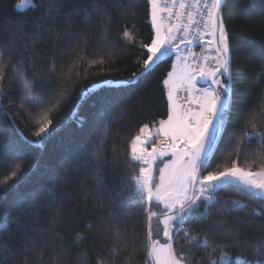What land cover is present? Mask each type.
<instances>
[{
    "label": "trees",
    "instance_id": "trees-1",
    "mask_svg": "<svg viewBox=\"0 0 264 264\" xmlns=\"http://www.w3.org/2000/svg\"><path fill=\"white\" fill-rule=\"evenodd\" d=\"M18 1L0 0V88L7 90L0 99V146H19L24 157L18 176L0 184V218L7 214L10 221L0 232V264H82V254L87 257L84 264H150L149 205L123 211L116 206L127 194L130 174L139 172L135 162L130 163L132 138L142 125L167 118L163 81L172 68V57L155 65L131 87L101 88L86 101L79 97L82 87L101 80H126L141 70L146 59L142 45L152 35L148 0H58L60 11L51 14L49 0H33L41 6L22 10L15 8ZM93 3L99 10L89 8L86 22L82 11L72 12L74 5ZM222 17L230 35L231 110L208 171H223L233 160L240 168L263 170L264 146H258V138L243 142L242 133L249 130L250 122L258 132L264 130V59L260 56L264 51V0H224ZM126 28L133 34L131 42L122 36ZM34 34L39 39L34 40ZM22 77L34 85L32 92L23 91ZM62 91L65 95L58 104ZM26 95L40 96L43 103H24ZM77 107L83 126L72 121ZM101 109L105 115L99 119ZM46 114L58 131L42 148L24 143L23 138L34 139L32 133ZM105 132L106 142L101 146L99 139ZM84 144L88 153L101 154L99 166L86 154L78 161L73 159ZM238 147L243 151L238 153ZM11 156L0 158V180L20 163L15 153ZM62 167L69 169L66 174L60 172ZM58 172L51 196L41 195L23 209L14 207L21 198L48 185ZM97 172L102 184L97 182ZM216 196L220 201L240 199L247 208H213L208 221L194 218L184 227L203 239L210 225L223 217L238 225L233 231L238 230L239 236L225 238L216 228L210 241L224 245L222 250L232 257L238 253L252 257L249 244L264 235V216L252 215L251 210L262 202L232 188L218 191ZM152 227L154 239L155 220ZM77 235L83 237L79 244ZM237 239L239 246L227 247ZM173 247L177 254H184L186 264H204L207 250L187 247L183 232L176 236Z\"/></svg>",
    "mask_w": 264,
    "mask_h": 264
},
{
    "label": "snow or ice",
    "instance_id": "snow-or-ice-1",
    "mask_svg": "<svg viewBox=\"0 0 264 264\" xmlns=\"http://www.w3.org/2000/svg\"><path fill=\"white\" fill-rule=\"evenodd\" d=\"M150 6V22L152 35L150 42L142 45L146 49V59L142 62V68L133 72L126 80H101L82 87L79 92L80 101H86L95 95L101 88L107 87H131L142 79L155 65L167 58L175 56L177 64L172 65V71L167 73L164 85L168 86V114L167 119L153 122L151 126L144 124L139 133L130 142V163L134 168L138 166V174L133 171L128 180L127 194L116 206L121 211L131 206L146 203L148 221V251L147 256L151 264H186L183 253L177 254L173 247L175 238L181 232L184 234L186 246L202 247L204 264H264V235L259 236L249 244L252 248V257H246L244 253H238L232 257L230 252L223 251L224 245L210 241L209 237L213 229L219 228L223 237L239 236V231H233L238 225L221 217L210 225V229L203 233L192 234L185 224L196 219L198 222H206L213 213V208L223 207L227 210H243L247 204L240 199L220 201L216 193L224 189H236L238 193L252 196L262 203L251 210L255 216H264V172L246 171L237 166L235 160L232 166L223 171H208L214 152L218 146L226 122L230 119L231 89L228 83L221 77H230L231 47L230 35L226 31L222 17L224 0H148ZM27 6L36 8L33 0H19L17 9L22 10ZM99 10V5L93 3L88 7L74 5L72 12H83L85 22L91 15L89 11ZM47 9L49 14L59 12L58 0H49ZM71 15V13H69ZM123 38L129 42L133 34L127 28L122 33ZM33 39L39 36L33 35ZM198 43L203 49L200 54L193 52L192 45ZM207 53V54H206ZM260 56L264 59V51ZM19 74V73H17ZM259 76V74H258ZM2 79V78H0ZM24 80L23 91L32 92L34 85ZM200 81L206 82V86L197 87ZM258 82V80H257ZM184 90L188 93V107L181 111V107L175 102L176 92ZM7 93L0 88V99ZM65 93H60L58 104L63 100ZM24 103L38 106L43 103L42 97L26 95ZM51 111V110H50ZM50 114V113H49ZM105 115L103 109L98 111L97 117L102 119ZM39 126L32 133L34 139L23 138L24 143L42 148L44 143L51 138L58 129L53 126V121L44 115ZM72 121L78 126H83L84 118L79 115L78 107L72 112ZM107 122H105V129ZM162 137V139H157ZM243 142L258 138V146H264V130L257 131L254 123H249V130L242 133ZM106 142L105 137L99 139L101 146ZM151 150H148V146ZM238 153L243 148H237ZM15 153L14 170L0 184L6 185L9 180L18 176L22 167L23 150L21 147L4 144L0 146V158L8 160ZM88 155L90 159L100 165V153L87 152V144L81 146V152L77 154L75 161L81 155ZM171 157L165 161V157ZM73 159L68 161L69 167ZM163 163V167L159 164ZM88 161H85L87 166ZM69 169L62 167L60 172L67 173ZM159 173V182L155 172ZM58 172L40 190L32 193L28 198H21L14 207L23 209L25 205L35 203L41 195L51 196L55 191V184L59 180ZM207 172L205 175L204 173ZM97 182L103 183L101 174H96ZM152 205L162 206L159 211L152 210ZM201 205L203 210L201 211ZM158 221L155 234H160L162 225L165 243L153 239L152 222ZM10 225L8 215L0 218V232ZM83 237L77 235L76 243L79 244ZM239 246L237 239L232 245ZM216 253H219L217 256ZM82 264L87 260L86 255H81ZM147 264V262H146Z\"/></svg>",
    "mask_w": 264,
    "mask_h": 264
},
{
    "label": "rangeland",
    "instance_id": "rangeland-1",
    "mask_svg": "<svg viewBox=\"0 0 264 264\" xmlns=\"http://www.w3.org/2000/svg\"><path fill=\"white\" fill-rule=\"evenodd\" d=\"M18 3H19V1L16 2V4H15V8H16V9H17V4H18ZM17 10H18V9H17ZM150 24H151V22H150ZM172 64H177V61H176L175 56L173 57ZM170 71H172V68H171ZM166 78H167V77H166ZM166 78H165V79H166ZM221 79H222L224 82L228 83V77H221ZM163 84H164V83H163ZM228 84H229V83H228ZM201 86H206V82H204V81H200V82L198 83L197 87H201ZM164 88H165V90H166V98H167L168 86L164 85ZM187 95H188V93H187L186 91H184V90H180V91L176 92V94H175V102H176L177 105L182 106V107H181V111H183V109H185V108L188 107V104H187ZM167 103H168V99H167ZM166 119H167V118H166ZM157 139H162V137H159V138H157ZM148 150H149V151L151 150V146H150V145L148 146ZM129 157H130V149H129ZM170 158H171L170 156H169V157H165L164 160L167 161V160H169ZM158 164H159V167H163V163L158 162ZM242 169H243V168H242ZM244 170H246V169H244ZM246 171H251V170H246ZM251 172H264V169H263V170L251 171ZM206 174H207V173H206ZM206 174H205V175H206ZM155 176H156V180H157V182H159V173H158V171L155 172ZM260 178H264V177H260ZM161 207H162V206L152 205V210H154V211H159ZM157 225H158V221H156V228H157ZM160 228H161V231H160V234H159L158 236L155 234V231H154V235H155V236H154V239H158V240L160 241V243H165L166 240H165V238L163 237L162 225L160 226ZM155 230H156V229H155Z\"/></svg>",
    "mask_w": 264,
    "mask_h": 264
},
{
    "label": "built area",
    "instance_id": "built-area-1",
    "mask_svg": "<svg viewBox=\"0 0 264 264\" xmlns=\"http://www.w3.org/2000/svg\"><path fill=\"white\" fill-rule=\"evenodd\" d=\"M192 48H193V52L196 54H200L203 51V49L198 45V43L193 44Z\"/></svg>",
    "mask_w": 264,
    "mask_h": 264
},
{
    "label": "water",
    "instance_id": "water-1",
    "mask_svg": "<svg viewBox=\"0 0 264 264\" xmlns=\"http://www.w3.org/2000/svg\"><path fill=\"white\" fill-rule=\"evenodd\" d=\"M147 231H148V222H147ZM148 257V256H147ZM148 260H149V258H148ZM149 263L151 264V261L149 260Z\"/></svg>",
    "mask_w": 264,
    "mask_h": 264
},
{
    "label": "crops",
    "instance_id": "crops-1",
    "mask_svg": "<svg viewBox=\"0 0 264 264\" xmlns=\"http://www.w3.org/2000/svg\"><path fill=\"white\" fill-rule=\"evenodd\" d=\"M172 59H173V57H172ZM173 65V64H172ZM177 65H178V61H177Z\"/></svg>",
    "mask_w": 264,
    "mask_h": 264
}]
</instances>
